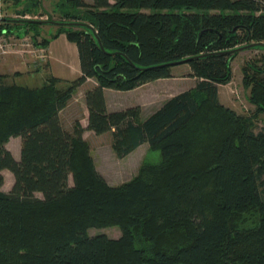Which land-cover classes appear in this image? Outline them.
<instances>
[{"label":"trees","instance_id":"16d2710c","mask_svg":"<svg viewBox=\"0 0 264 264\" xmlns=\"http://www.w3.org/2000/svg\"><path fill=\"white\" fill-rule=\"evenodd\" d=\"M12 1L23 4L21 18H1L0 36L36 32L42 25L23 18L47 16L42 0ZM55 11L58 22L87 25L59 26L52 37L76 45L81 74L64 87L54 77L40 88L0 84V264H264V129L255 123L264 115V46L241 68L253 113L218 99L235 55L222 53L264 44V0H57ZM192 58L184 65L193 89L144 119L139 107L108 111L105 89L171 79L169 64ZM88 80L87 127L67 131L60 113ZM86 130L111 133L119 159L147 144L160 162L112 186ZM12 138L19 161L5 148ZM3 171L14 179L7 193ZM108 227L120 237L89 234Z\"/></svg>","mask_w":264,"mask_h":264},{"label":"rangeland","instance_id":"374dc122","mask_svg":"<svg viewBox=\"0 0 264 264\" xmlns=\"http://www.w3.org/2000/svg\"><path fill=\"white\" fill-rule=\"evenodd\" d=\"M56 2L57 0H42L43 9L48 14V17H52V22L61 20L59 14L55 11ZM21 8H23L22 3L16 7L12 0H0V18L20 19L21 17H18L17 11ZM26 16L33 17L32 14H27ZM45 17L44 15L41 20L46 21ZM58 30L57 26L42 25L36 32L27 29L17 33L15 30L13 34L0 36V84L9 87L40 88L48 81V77H54L51 75L52 70L50 69L46 49L50 41L56 39H52V37ZM44 41H48L46 47L43 45ZM70 52L71 50L66 52L67 59L65 61L70 64L74 60L77 63L76 55L71 59ZM262 54L263 52L253 49L235 54L230 62V81L227 84L218 86L219 102L239 115L249 116L254 111V107L248 102L249 91L242 85L241 68L248 61L259 60ZM65 65L66 63L62 60L54 62V66L60 67V70H63ZM70 65L72 70H76L74 63ZM170 72L173 78L157 83H149L137 90L128 92L110 90L107 93L106 106L108 111L139 107V118L144 119L161 107L169 98L194 88L197 81L191 77L192 71L188 65L174 66ZM75 79L70 81L62 80V83L57 84V87H64L63 81L71 83ZM92 84L89 81L85 86L78 88L66 108L61 111V123L67 131H72L73 125L77 121L83 128L87 127L88 112L84 103V94L91 88ZM255 123L257 126L256 131L264 129V115H259ZM83 138L89 145L97 171L112 186H118L129 181L137 175L142 165H155L160 162V152L151 149L147 144L140 146L127 157L119 159L113 149L111 133L97 136L93 132L86 130L83 133ZM5 148L15 160L19 161V138L10 139ZM1 174L3 177L1 190L7 193L11 190L14 179L8 171H3ZM69 183L72 184L71 179ZM101 233L112 239H117L121 235L120 229L117 227L89 230L91 236Z\"/></svg>","mask_w":264,"mask_h":264},{"label":"crops","instance_id":"0c3cea01","mask_svg":"<svg viewBox=\"0 0 264 264\" xmlns=\"http://www.w3.org/2000/svg\"><path fill=\"white\" fill-rule=\"evenodd\" d=\"M57 44H58V46H57ZM46 50H47V53H48L50 69L52 70L51 75L54 76V78H57V79H60V80L70 81V80L75 79V78L80 76L81 72H80V65H79L78 53H77L76 45L74 43L69 42L65 35H59L56 39L50 41V43L47 46ZM68 50H71V52L69 53L70 56H71L70 57L71 59H73V57H75V55L77 57V63L74 62V60L72 61V63L75 64L76 70H72V67L70 65L72 63L69 64L67 61H65L67 59L66 52ZM56 52L57 53L59 52L58 54L61 57ZM59 60H62V61H64L66 63V65H65L63 70H60V67L57 68V67L54 66V62L56 63ZM164 80H169V79H164ZM164 80H158V81H155V82H152V83H157L159 81H164ZM89 81L93 83L92 86L95 85L93 80H88L83 86H85ZM141 87H145V85L141 86ZM141 87H139L137 89H140ZM137 89H135V90H137ZM108 92H110V90H107V89L104 90V96H105L106 104H107V93Z\"/></svg>","mask_w":264,"mask_h":264},{"label":"water","instance_id":"95a60500","mask_svg":"<svg viewBox=\"0 0 264 264\" xmlns=\"http://www.w3.org/2000/svg\"><path fill=\"white\" fill-rule=\"evenodd\" d=\"M0 20L4 21V19H1V18H0ZM19 21L21 22L23 20H19ZM23 22L26 23V24L52 25V26H57V27H59V26H64V27L84 26V27H87V25L79 24V23H73V22H52V21H47V20L46 21H43V20H30V21H28V20H26V21H23ZM260 46H264V44H262V43L248 44V45H245V46L234 48L233 50L227 51L225 53H222V55H224V54L225 55L237 54L239 52L247 51V50L253 49L255 47H260ZM193 59H197V58L181 60L179 62L169 64V66L172 67V66L184 65V64H186L187 62H189L190 60H193Z\"/></svg>","mask_w":264,"mask_h":264},{"label":"built area","instance_id":"2783aa9c","mask_svg":"<svg viewBox=\"0 0 264 264\" xmlns=\"http://www.w3.org/2000/svg\"><path fill=\"white\" fill-rule=\"evenodd\" d=\"M23 19H28V20H41L43 19L42 17H37V16H34V17H29V16H25ZM45 19L47 20V16L45 17Z\"/></svg>","mask_w":264,"mask_h":264}]
</instances>
